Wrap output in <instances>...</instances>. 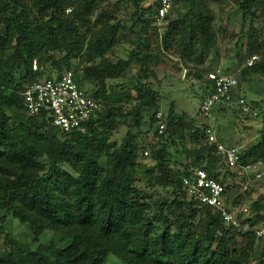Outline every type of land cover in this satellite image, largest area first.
I'll list each match as a JSON object with an SVG mask.
<instances>
[{
  "label": "trees",
  "instance_id": "1",
  "mask_svg": "<svg viewBox=\"0 0 264 264\" xmlns=\"http://www.w3.org/2000/svg\"><path fill=\"white\" fill-rule=\"evenodd\" d=\"M99 1L0 0V211L27 224L35 239L51 231L61 236V243L66 242L42 243L35 250L23 248L7 231L3 217L0 240L5 250L0 252V264H106L111 254L124 264H250L264 240L225 223L220 213L191 196L183 185L184 178L197 170L224 185L231 175L228 166L224 169L216 145L206 136V123L195 126L172 105L168 115H163L165 130L160 135L159 119L147 113L148 109L160 111V102L159 94L144 83L146 72L132 82L135 97L128 89L123 98L138 101L127 114L133 127L154 131L159 137L158 144L150 145L155 166L149 173L150 183L164 194L154 198L137 185L142 144L136 135L128 132L119 145L110 142L106 120L113 110L105 112L103 101L112 96L105 82L122 78L133 61L142 62L141 49L148 39L144 30L134 32L137 38L132 43L141 52L134 51L117 62L106 57L118 42L119 24L111 16L93 19ZM144 1L134 0L142 14ZM254 7L264 12V0L242 1L245 19ZM147 9L154 19L150 2ZM199 20L192 34L199 37L197 43L205 51L216 42L210 19L200 14ZM254 35L248 40L251 57L264 52V36L254 40ZM168 39L166 34L165 41ZM190 42V48L197 46L194 39ZM54 53L65 55L55 62ZM96 58L99 62H94ZM75 59H82L81 72L86 78L102 83L98 91L89 93L83 88L81 77L71 69ZM45 65H49L48 71ZM69 70L87 93L102 102L86 134L63 132L46 111L31 116L24 105L22 93L30 84L59 78ZM242 74H264V59L246 66ZM212 91L210 82L204 98ZM198 113L201 116L200 109ZM177 141L190 163L177 164L173 150ZM241 156L243 162L264 161L263 131L259 142ZM171 160L182 170L170 165ZM240 200V196L234 198L235 204ZM252 209L254 214L242 222L243 228L264 225V198L255 201ZM262 255L264 258V248Z\"/></svg>",
  "mask_w": 264,
  "mask_h": 264
},
{
  "label": "rangeland",
  "instance_id": "2",
  "mask_svg": "<svg viewBox=\"0 0 264 264\" xmlns=\"http://www.w3.org/2000/svg\"><path fill=\"white\" fill-rule=\"evenodd\" d=\"M193 1L177 0L173 12L170 14L169 19L165 21L166 25H158L154 21L153 15L148 12L147 8L150 0L144 1L142 5L145 11L144 14L138 10L134 0H100L93 18L94 20L99 17L106 19L111 16L110 20L119 24L118 42L111 51L106 53V57L113 62L128 59L132 52L138 53L142 50L143 67L142 62L133 61L131 68L122 78L107 80L105 82L106 89L112 99L104 100L103 103L105 112L113 110L106 120V133L110 138V142L119 145L125 135L131 132L137 136L142 144L138 161L140 166L136 174L137 185L154 198L161 196L160 193L164 194L161 189L150 183L149 173V170L155 166V163L151 160L150 145L158 144L159 137L156 136L154 131L149 132L146 128L139 131L133 127V119L127 114L137 106L138 101L128 102L123 98L125 91L128 89L135 97L132 82L139 75L146 72L147 77L144 83L152 92L159 94L160 111L164 117L168 115L171 106L174 105L179 115L184 116L189 122L193 121L195 126H202V123H206V129L209 123L198 112L206 89L210 84L209 74L219 71L226 75H232L239 81L235 98L231 104L217 106L219 109L215 110L216 114L212 123L219 142L228 147H236L241 152H246L247 149L259 142L263 131L264 74L252 76L242 74L251 57L248 53V40L251 34L254 32L255 35L252 37L254 40H259V36H264L263 10L254 7L245 19L240 8L243 0H195L196 5H193ZM252 13L255 15H252ZM200 14L206 15L210 19L216 42L213 47L205 51H202L197 43L199 37L192 34V30H196L200 22ZM172 22L175 23V27L170 29L168 24ZM133 24H137L136 29H133ZM142 30L146 32L145 36L148 43L146 42L140 50L132 41L137 38L134 32ZM166 34H169L167 41H165ZM191 39H194V43H197V46L193 49L189 46ZM64 55L63 53H54V61L57 62ZM253 55H258L261 62L264 59V52H256ZM81 60H73L71 69H74L77 75L81 77L83 88L89 93H94L102 87V83L95 78H86L85 74L81 72L82 66H85L80 63ZM99 60V58H96L94 62H99ZM43 68L48 71L49 65H45ZM241 98L254 106L256 115L253 112L245 113L242 110L237 101ZM184 142L189 146L187 140ZM203 142V144H206V141ZM173 150L176 152L177 164L190 163V159L181 153L180 141H177ZM145 151H148L149 154L145 155ZM46 157L47 155L43 157L42 163L45 162ZM170 165L175 166V162L171 160ZM226 166L224 165L225 170ZM175 168L182 170L178 166H175ZM64 169L73 172L69 166H65ZM256 170L262 176L260 179H255L254 176L251 177V185L245 196L249 212L247 214L239 213L241 223L253 216L252 205L255 201L264 198V161H262V165L255 166L252 169V171ZM229 171L231 175L224 179L225 185L229 187L228 197L233 200L236 197H241L236 210L240 211L245 177L234 173L230 169ZM3 217H5L4 225L7 231L19 241L20 246L23 248L35 250L39 244L50 241L60 242L61 240L60 235L51 231H45L39 239H35L30 234L27 224L15 219L9 212L0 211V218ZM248 230L250 229L248 228ZM60 244L66 245V242L65 244L60 242ZM263 248L264 242L260 243L255 250L250 264H264V260H262L264 259L262 257ZM4 250L5 246L2 239L0 240V252ZM106 264L124 263L111 254L108 256Z\"/></svg>",
  "mask_w": 264,
  "mask_h": 264
},
{
  "label": "built area",
  "instance_id": "3",
  "mask_svg": "<svg viewBox=\"0 0 264 264\" xmlns=\"http://www.w3.org/2000/svg\"><path fill=\"white\" fill-rule=\"evenodd\" d=\"M176 0H150L154 6V19L158 25H164L167 16L174 9ZM166 25V24H165ZM259 60L258 55L252 56L247 66H253ZM37 61L33 62V69L37 70ZM213 91L208 94L200 106V114L209 123L206 134L210 143L215 144L217 151L222 155L224 163L234 173L244 176L245 183L242 189L243 200L240 211L232 198L228 197L226 186L221 182L210 178L204 170H197L190 176L184 178L183 185L188 193L201 203L217 211L225 223L237 228L254 233L257 238L264 240V225L253 229L243 228L240 222L239 213H248L246 192L250 187L251 177L260 179L262 174L252 171L255 166L262 165V161L248 159L242 161V152L236 147H228L219 142L214 125L215 109L220 104H231L239 86V81L232 75H226L219 71L209 74ZM24 105L31 116H36L46 111L52 119V124L63 132H76L86 134L93 117L102 108L101 100L95 99L87 93L77 82L73 70L66 71L59 78H44L30 84L22 93ZM239 106L245 113H251V107L246 100L239 99ZM148 114H155L159 119L158 133H164L165 124L163 113L148 109ZM256 115V113H254ZM264 132V123L262 125ZM149 152L146 151L145 155Z\"/></svg>",
  "mask_w": 264,
  "mask_h": 264
},
{
  "label": "crops",
  "instance_id": "4",
  "mask_svg": "<svg viewBox=\"0 0 264 264\" xmlns=\"http://www.w3.org/2000/svg\"><path fill=\"white\" fill-rule=\"evenodd\" d=\"M219 109V107H216V111Z\"/></svg>",
  "mask_w": 264,
  "mask_h": 264
}]
</instances>
